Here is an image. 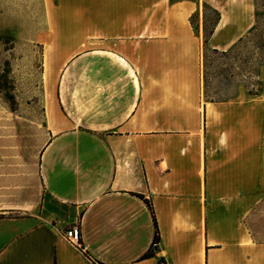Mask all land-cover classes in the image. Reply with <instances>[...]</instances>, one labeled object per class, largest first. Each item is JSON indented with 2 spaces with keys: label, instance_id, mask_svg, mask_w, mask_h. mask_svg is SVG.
<instances>
[{
  "label": "crops",
  "instance_id": "1",
  "mask_svg": "<svg viewBox=\"0 0 264 264\" xmlns=\"http://www.w3.org/2000/svg\"><path fill=\"white\" fill-rule=\"evenodd\" d=\"M43 1L48 139L29 160L0 130V264H91L81 245L103 264H264V91L203 96L204 48L233 49L256 0ZM199 3L221 15L207 43Z\"/></svg>",
  "mask_w": 264,
  "mask_h": 264
},
{
  "label": "rangeland",
  "instance_id": "2",
  "mask_svg": "<svg viewBox=\"0 0 264 264\" xmlns=\"http://www.w3.org/2000/svg\"><path fill=\"white\" fill-rule=\"evenodd\" d=\"M256 3L257 23L233 49L222 53L204 48L203 96L206 99H227L237 95L240 88L253 97L263 93L260 74L264 66V0ZM199 4L200 14L193 15L191 22L205 39L215 28L217 14L206 3ZM82 10L76 8V12ZM95 11L98 9H86L93 18L92 32L98 29L94 23ZM47 13L43 0H0V130L12 144L26 149L29 160L38 159L48 139L43 127L46 89L39 40L50 28ZM11 95L15 97L14 102L10 100Z\"/></svg>",
  "mask_w": 264,
  "mask_h": 264
},
{
  "label": "trees",
  "instance_id": "3",
  "mask_svg": "<svg viewBox=\"0 0 264 264\" xmlns=\"http://www.w3.org/2000/svg\"><path fill=\"white\" fill-rule=\"evenodd\" d=\"M215 12H216V14H217V20H216V23H218L219 20H220L221 15H220L219 12H217V11H215ZM213 32H214V29L209 33L208 36L205 37V39H204V42H205V43H207L208 38L213 34ZM9 73H10V72H9ZM10 100L14 102V101H15V97H14L13 95H11V96H10ZM140 197L146 201V203L148 204V206L150 207V209L153 211V205H152L151 201L148 200V199H146L144 196H140ZM160 242H161V237H160L159 227H158V224H157V222H156V234H155V239H154V245H153V248H155V249L158 248ZM80 250L84 253L85 257L91 262V264H103V263H100V262H98L97 260H95V259H94V258L88 253V252H85V251H84V247H83L82 245H81V247H80ZM153 255H154V252H153V251H150V252L146 255V257H151V256H153Z\"/></svg>",
  "mask_w": 264,
  "mask_h": 264
},
{
  "label": "built area",
  "instance_id": "4",
  "mask_svg": "<svg viewBox=\"0 0 264 264\" xmlns=\"http://www.w3.org/2000/svg\"><path fill=\"white\" fill-rule=\"evenodd\" d=\"M65 235L73 244L80 245L82 239V231L80 226H74L65 231Z\"/></svg>",
  "mask_w": 264,
  "mask_h": 264
}]
</instances>
